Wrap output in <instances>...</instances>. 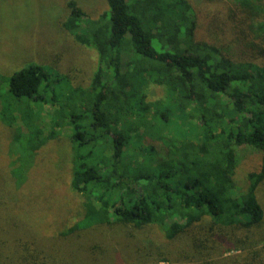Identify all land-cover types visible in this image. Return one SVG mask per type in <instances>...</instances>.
<instances>
[{
    "label": "trees",
    "instance_id": "1",
    "mask_svg": "<svg viewBox=\"0 0 264 264\" xmlns=\"http://www.w3.org/2000/svg\"><path fill=\"white\" fill-rule=\"evenodd\" d=\"M105 1L91 16L67 2L64 28L97 53L88 84L64 86V72L30 60L7 77L0 71V121L19 122L14 138L25 148L70 130V186L82 213L63 234L153 224L166 239L187 234L192 254L161 250L156 261L264 264V229L250 235L264 224V0L225 2L215 27L227 36L215 40L196 37L189 0ZM150 84L163 95L149 97ZM25 101L51 106L49 119ZM244 145L261 150V161L240 188Z\"/></svg>",
    "mask_w": 264,
    "mask_h": 264
},
{
    "label": "rangeland",
    "instance_id": "2",
    "mask_svg": "<svg viewBox=\"0 0 264 264\" xmlns=\"http://www.w3.org/2000/svg\"><path fill=\"white\" fill-rule=\"evenodd\" d=\"M74 1L90 16L99 15L107 7L105 0ZM189 1L197 15L196 37H225L215 25L225 17L228 0ZM67 2L0 0V71L6 77L30 60L64 72V86L89 83L97 53L64 28L69 15ZM51 85L57 87L58 83ZM5 86L3 79L0 88ZM163 92L160 85H149V97H161ZM26 103L30 109L34 106ZM37 107H41L42 120L47 121L51 106L35 105L34 109ZM20 130L19 122L8 126L0 121V264H199L196 259L202 258L193 256L156 261L161 250L177 255L183 249L192 254L187 234L166 239L153 224L142 228L119 223L79 225L63 234L82 213V198L70 186L74 159L70 130L61 127L36 149L25 148L23 137L14 138ZM238 152L240 163L235 176L242 188L244 173L259 167L261 150L244 145ZM259 199L264 206V183L259 187ZM193 229L197 232L199 226ZM262 229L264 224L251 230L252 238Z\"/></svg>",
    "mask_w": 264,
    "mask_h": 264
}]
</instances>
